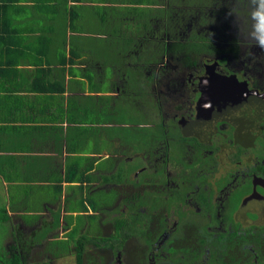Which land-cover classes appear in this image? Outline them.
Here are the masks:
<instances>
[{
	"label": "flooded vegetation",
	"instance_id": "af4514ba",
	"mask_svg": "<svg viewBox=\"0 0 264 264\" xmlns=\"http://www.w3.org/2000/svg\"><path fill=\"white\" fill-rule=\"evenodd\" d=\"M197 1L161 3L163 16L153 18L146 32L148 51L133 53L128 80L116 87L135 113L146 106L155 115L153 124L162 132L150 139L151 148L145 145L133 159H117L119 167L115 162L108 168L111 155L97 177L90 171L88 191L77 196L69 214L54 207L26 216L0 204L9 219L0 232V264L14 257L20 264H64L58 261L71 252L74 264L77 252L82 264H112L121 256L134 264L137 255L141 264H264V0H209L200 3V12ZM222 3L229 8L216 7ZM226 9L225 23L211 26L215 11ZM219 35L212 50L199 44L210 36L215 43ZM161 57L166 61L158 62ZM121 138L117 142L126 144ZM108 146L111 154L115 145ZM91 153L100 159L98 148ZM99 189L118 197L120 209L126 206L124 214L105 207L116 216L109 237L100 228L107 216L92 199ZM116 221L128 223L130 231L116 236ZM130 238L144 246L125 248Z\"/></svg>",
	"mask_w": 264,
	"mask_h": 264
},
{
	"label": "crops",
	"instance_id": "0c3cea01",
	"mask_svg": "<svg viewBox=\"0 0 264 264\" xmlns=\"http://www.w3.org/2000/svg\"><path fill=\"white\" fill-rule=\"evenodd\" d=\"M206 1L209 0L197 1V12L203 10L200 3ZM162 2L164 0H84L79 4L67 0V7H79L78 16L73 20L52 3L50 9L30 0L19 3L24 9L17 19L22 43L0 45L6 58L14 63L11 65L5 57L0 61L4 64L0 66V196L4 194L2 198L8 205L21 209L26 216L54 207H65L69 214L74 200L84 197L88 191L80 187L82 193L74 192L76 183L61 184L70 167L77 165L78 175L85 171L81 177H90V171L97 177L111 155L119 153L123 159H133L132 144L118 143L117 137L135 132V126L148 128L150 110L143 106L134 113L146 114L147 123L133 124L127 121V116L118 120L129 110L126 94H118L116 87H124L123 82L128 80L126 63L134 60L133 53H145L150 46L151 35L146 32L153 25V18L163 16ZM100 7L103 10L98 13ZM148 8H154L150 16H147ZM62 18L67 37L61 47L67 62L63 72L56 64L59 51L54 44L59 32L55 24ZM91 21L96 23L92 28ZM143 24H148L146 32ZM74 35L83 37L92 50L80 49L72 40ZM40 37L46 39L48 45H40L37 42ZM69 59L73 63L70 68ZM38 69L53 81L62 78L61 87L57 88L53 81L45 82L48 79L36 80L34 75ZM60 88L62 92H57ZM121 139L131 140L125 134ZM111 141L115 148L109 154ZM97 148L101 153L99 160L90 157L91 149ZM117 165L119 167V162ZM113 166L111 163L107 167ZM17 185L20 188L25 185V191L14 192ZM99 193H103L101 189L94 192L93 198Z\"/></svg>",
	"mask_w": 264,
	"mask_h": 264
},
{
	"label": "rangeland",
	"instance_id": "374dc122",
	"mask_svg": "<svg viewBox=\"0 0 264 264\" xmlns=\"http://www.w3.org/2000/svg\"><path fill=\"white\" fill-rule=\"evenodd\" d=\"M121 1V0H120ZM260 5H262V2H260ZM199 7V6H198ZM216 7H220L221 9L222 8H229V5H226L225 3H222V6H216ZM199 9H201L200 7H199ZM224 11V12H223ZM219 12V13H218ZM214 16H215V20H213V21H211L210 22V24H211V26H213V27H218V26H222L224 23H225V18L228 16V14H227V9L226 10H220V11H215V14H213ZM212 15V16H213ZM65 24H67V21H66V23ZM96 23L94 22V21H91V23H90V28H92V27H94V25H95ZM146 26H148V24H143V31L144 32H146ZM212 27V30H211V33H213V31H215L214 33L216 34V35H218V32H217V30L215 29V28H213ZM55 28L56 29H58L59 30V32L57 33V39H56V41L54 42V44H55V50H58V49H60L61 47H62V41L63 40H65L67 37L65 36V28H64V18H62V20L61 19H59L57 22H56V24H55ZM100 28H102V25H100L99 26V29ZM90 32V31H89ZM189 31H187V33H188ZM91 33V32H90ZM89 33V34H90ZM89 37H91V36H89ZM220 35L217 37V38H215V43H213L212 42V38H211V36H210V39H208V40H204L203 42H200L199 44H207L209 47H210V49L212 50V44H214V45H218V43H221V41H220ZM72 40L74 41V43L76 44V45H78V47H80V49H82V50H92V47L91 46H89V45H87L86 43H84V41H83V37H81V36H79V35H74V36H72ZM158 40V39H157ZM160 42H159V44L160 43H162L163 42V39H161V40H159ZM220 41V42H219ZM100 44H105L104 42H101L100 41ZM164 44L165 43H162V47H164ZM133 45H135V43L133 44ZM136 46V45H135ZM215 46V47H216ZM209 47H207V48H203V49H201L200 48V50H199V52H200V54L202 53V52H205V51H207L208 49H209ZM221 49H223L224 48V46H222V47H220ZM148 49H149V47H147V50L146 51H148ZM164 50V49H163ZM216 50V49H215ZM165 51V50H164ZM164 57H165V54H164ZM164 57H161L159 60H158V62H160L161 61V59L162 60H164V61H166V59L164 58ZM157 70V69H156ZM176 74V73H175ZM155 76V78H156V74L154 75ZM158 78V77H157ZM159 82H160V84H163L160 80H159ZM161 87V86H160ZM156 95H157V93H156ZM159 95V94H158ZM160 98H162V95H161V97ZM119 108H121V107H119ZM122 109V108H121ZM126 109L127 110H129V113H125L124 114V116L123 117H120L118 120H122L124 117H126L127 116V121L128 122H131V119L135 116L136 117V123L138 122V119H139V123H147V115L146 114H142L141 115V117L140 116H137V114H134L135 113V110H134V108L132 107V106H127L126 107ZM153 117L155 116V115H152ZM123 131H129L127 128H123L122 129ZM134 130H135V132H131L130 134H127V133H122V134H125V135H128L129 137H130V141L129 142H127L126 144H125V146H127V145H130V144H132V146L135 148V153H137L138 154V152H137V149L138 150H143L144 149V146L146 145L147 147H149L150 146V148H151V146H152V142H153V139H155L154 137L155 136H157V134H156V131H158V132H162L161 131V129L160 128H157V127H155L154 126V124H153V121L151 122V127H148V128H144V127H135L134 128ZM152 138V142L150 143V139ZM173 151V149H171V152ZM116 157H118L119 159H123V156H121L119 153L116 155V156H113L112 155V157L111 158H114L115 160L112 162L113 164L115 163V162H117V158ZM170 158H172V159H177V155H170L169 156ZM130 166H135V164H133L132 162L130 163ZM153 170V169H152ZM136 173H138V172H136ZM143 175H144V172L143 173H140V177H143ZM146 176V175H145ZM125 192V191H124ZM123 192V193H124ZM77 196V195H76ZM2 197H4V194L3 195H1L0 196V204H3L5 201L3 200V198ZM93 202L98 206V207H100L102 210H103V214L104 215H106L107 217H103V228L101 227L102 225H100V228H101V230H102V232H103V236L104 237H109V235L110 234H112V232H113V221H114V218H116V216H112V214L111 215H108L109 213H108V210L107 209H105V207L107 206V205H109L108 207L110 208V209H113L114 208V210L113 211H111V213H117V211L119 212V207H120V201L118 202V197H117V199H114L113 198V196L112 195H110V194H108V195H105V194H102V193H99L98 195H95V197L93 198ZM126 212V206L123 208V207H121V209H120V212L119 213H122V214H124ZM103 215V216H104ZM169 216H170V214H169ZM118 217V216H117ZM173 219H174V217H173ZM105 220V221H104ZM109 223V224H108ZM6 228H8V226L7 225H4V224H1L0 225V232H2V229L4 230V229H6ZM101 232V231H100ZM95 234H92L91 236H94ZM96 235H99V234H97L96 233ZM2 238H0V250H3V246H2ZM140 244L141 245H143V243L142 242H139V241H135L134 239H132V238H130V240L126 243V245H125V248L126 247H129V248H134L135 246H136V250H138L139 248H140ZM144 246V245H143ZM86 249H92V246H90V245H87V248ZM141 252V251H140ZM125 254V253H124ZM86 255L88 256V258H90L89 257V254H88V252L86 251ZM135 255H137V253L135 254ZM107 257H108V255H107ZM141 255H137L136 257H135V260H133V262H134V264H141ZM120 258V257H119ZM130 259V261H131V258H129ZM74 253H68V255H67V258H64V259H61V260H59L58 262L59 263H64V264H74ZM113 260V263L112 264H121L119 261L120 260H123V262L122 263H124V264H129V260H126V261H124V258L121 256V259H118L117 257H115V258H113L112 259ZM86 264H98V262L96 261V260H94L93 262H86ZM147 264V263H146Z\"/></svg>",
	"mask_w": 264,
	"mask_h": 264
},
{
	"label": "trees",
	"instance_id": "16d2710c",
	"mask_svg": "<svg viewBox=\"0 0 264 264\" xmlns=\"http://www.w3.org/2000/svg\"><path fill=\"white\" fill-rule=\"evenodd\" d=\"M23 1L26 2L27 0H0V45L5 44V47H8L10 44L13 45V43L21 45L22 39H20L18 37V33H20V31H21V26L18 24V27H17V23H18L17 19H19L22 16L20 14L22 11H24V9L19 4L20 2H23ZM31 1L35 4L46 5L48 9H50V4L52 3V4H54V5H52L54 8H59V12L63 11L62 13L68 14V16L71 18V20L77 18V16H78V13L76 11L79 8L78 5H73L71 7H67V5L65 3L67 0H30V2ZM72 1L79 2V4H80L84 0H72ZM254 1H258V0H254ZM15 8H18L19 11L17 12V10H15ZM102 10H103V8L100 7V8H98L97 12L100 13ZM21 25H22V23H21ZM37 42L40 45H43V44L48 45V43H46L47 40L42 38V37H40L37 40ZM1 48H3V46H0V49ZM32 49L34 50V48H32ZM36 51L40 52L39 50H36ZM58 51H59V54L56 55V59H57L56 64L60 66L59 67L60 69H58V70L63 72L64 67L67 64V62H66L65 57H64V52H61V48L58 49ZM4 57H5V60L7 62L11 63V65L12 64L14 65V63L12 62V60L9 57L6 58L5 51L0 50V61H3ZM45 57H47V56H45ZM46 63L48 65H51L49 62H46ZM0 64H2L0 66H4V64L2 62H0ZM41 64H39L38 66L41 67ZM68 64L70 65L69 68L73 64L70 59L68 61ZM5 75L8 76V74L6 72H5ZM47 77H48L47 73H45L43 70H40V69L36 70V73L34 75V78L36 80L48 79L45 82L53 81ZM3 78H4V76H3ZM53 82L56 83L57 88L61 87L62 78L60 79L59 77H57V79ZM35 87H37V86H35ZM35 89L37 91H42L40 88H35ZM44 90L46 91V89H44ZM56 91L62 92V88L57 89ZM39 109L42 110V105H40ZM137 116L141 117V115L139 113L137 114ZM152 118L153 117L150 118L151 119L150 122H152ZM136 120L137 119L134 116L131 119V122L133 124H135ZM137 123H139V119H138ZM77 170H78L77 165L76 166L74 165V167L73 166L70 167V169L66 172L65 176L61 179V184L68 185V183H70V184L76 183V186H79V187H81L82 190H85L88 188V183H89V180H91V179H90V177H87V176L81 177V175L85 171H81L80 172L81 175L80 174L78 175ZM11 172H12V169H11ZM77 176H79V177H77ZM6 178L10 179V177L8 175H6ZM15 181H16V179H15ZM85 181H87V182H85ZM21 189L25 191L26 186L23 185L20 188V186L17 185L14 189V192H21ZM136 203H137V206L140 205L139 200ZM7 221H9L8 216L3 211V208H0V224H4V223L6 224ZM128 228H130L128 223L126 226V225H124V223L122 221H120V222L116 221L114 223V234L116 236H118V235H120V233H122V230H125L123 233H126V232L130 231ZM113 238H115V236H113ZM82 241H81V244L83 245ZM10 264H20V260L18 259V257H14V261H12ZM76 264H82L81 263V255L79 252H77V254H76Z\"/></svg>",
	"mask_w": 264,
	"mask_h": 264
},
{
	"label": "water",
	"instance_id": "95a60500",
	"mask_svg": "<svg viewBox=\"0 0 264 264\" xmlns=\"http://www.w3.org/2000/svg\"><path fill=\"white\" fill-rule=\"evenodd\" d=\"M227 86H228V84H227ZM220 88L223 89V90H225L224 85L221 86ZM229 88L233 89V91H236V90H237V89L234 88V86H231V85L229 86ZM227 98H228V100H230V96H229V94L227 95Z\"/></svg>",
	"mask_w": 264,
	"mask_h": 264
}]
</instances>
